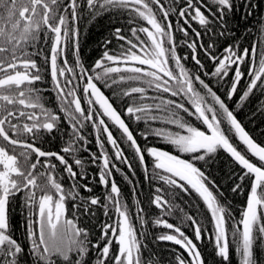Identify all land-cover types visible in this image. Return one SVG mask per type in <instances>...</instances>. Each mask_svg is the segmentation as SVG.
<instances>
[{"label":"snow or ice","instance_id":"obj_1","mask_svg":"<svg viewBox=\"0 0 264 264\" xmlns=\"http://www.w3.org/2000/svg\"><path fill=\"white\" fill-rule=\"evenodd\" d=\"M242 3L246 15H252L254 0ZM234 10L235 0H0V264H160L154 253L144 258L149 237L154 244L178 246L169 264H205L199 247L205 241L218 264H231L233 254L238 264H264L258 256L264 255V146L202 78L227 84L225 96L232 100L247 63L248 81L237 108L254 90L264 91V47H260L264 41L254 42L251 49L238 42L229 44L219 54L214 40L203 42L204 35L210 39L233 35L227 17ZM85 12L90 20L123 12L133 25L131 36L116 27L112 35L122 43L111 49L112 39H106L101 57L90 68L79 54V25ZM259 31L264 35V18ZM182 45L190 56L178 54ZM69 51L73 62L68 60ZM201 51L211 61V71L205 70ZM189 58L195 70L186 67ZM45 73L59 112L46 106L45 89L37 86L45 83ZM102 88L111 89L112 95H105ZM116 101L123 107L118 108ZM129 120L142 122L145 128L134 134ZM65 123L68 139L60 151L45 149V137L63 136ZM87 128L97 152L87 147L91 142ZM150 138L164 141L174 152L150 144ZM122 145L132 150L152 188L150 204L159 210L152 227L165 231L154 235L146 231L149 221L140 200L135 201L134 220L122 198L114 172L124 174L123 164L135 175ZM218 150L241 170L229 177L234 178L231 192L239 195L248 189L238 219L217 181L198 166L213 162ZM82 151L88 152L87 161L80 157ZM86 163L99 169L103 199L81 194V189L93 191L81 183L88 179ZM125 180L136 195L137 185L126 174ZM193 194L203 202L210 227L177 205L178 196ZM17 200L24 216L23 240L15 237L12 223ZM98 210L105 219L93 239V230L83 220H95ZM186 227L192 228V236Z\"/></svg>","mask_w":264,"mask_h":264},{"label":"trees","instance_id":"obj_2","mask_svg":"<svg viewBox=\"0 0 264 264\" xmlns=\"http://www.w3.org/2000/svg\"><path fill=\"white\" fill-rule=\"evenodd\" d=\"M162 2H164V0H162ZM254 5L255 7L252 10V15H246L247 9L242 3V0H235V10L227 17L228 28L233 33V35L216 36L212 38L211 41L213 42L214 40L216 43V49H218L221 42L226 40L230 42L232 41L231 44L238 42L241 48L247 47L249 49H251V46L254 42L264 41V35H262L259 31L261 19L264 18V0H254ZM172 19L174 22L175 17H172ZM127 20L128 16L126 13L123 12L105 13L103 15H98L93 20L89 19L87 13L84 14V18L81 20L79 25V54L85 67L90 68L94 64V62L101 57L104 51V41L106 39H112V44L109 46L111 49H116L118 43H122L118 42L112 35L116 27L123 28V34L131 36L129 28L133 25H129L127 23ZM137 23L147 26L144 21H138ZM193 27H196V24H194ZM205 36L206 35H204L203 38ZM176 37L177 39L181 38L179 33H176ZM243 41L244 43H242ZM208 43L209 42L205 43V45H207ZM260 47H264V45H260ZM223 48L224 47H222V49ZM178 54H180L181 56L189 54L190 56V50L182 45L178 49ZM36 59L38 63H43V61L39 57H36ZM68 59L70 62H73V56L71 51H69L68 53ZM186 67L195 70L196 66L189 58V60L186 62ZM77 71H79V69H77ZM48 80H50V77L47 73H45V81ZM208 82L210 81L208 80ZM215 83L216 80L214 81L213 86L215 85ZM41 86L45 89V91L43 92L44 102L51 104L57 103L53 87H49V85L47 84H42ZM125 87H127V85H125ZM243 87L240 83L238 86V93L233 97L232 100H227L225 96L226 87L222 88V91H218L217 94L225 100L229 109L234 112L238 120L253 137V139L256 140V142H258L262 146H264V91L254 90V94L250 95L248 100L245 101L241 107L237 108V103L239 101L240 95L242 94L241 89ZM102 90L106 93V95H112L111 89L102 88ZM116 106L118 108H121L123 107V104L121 101H116ZM186 106L191 107L187 103ZM182 115L196 126V121L194 120V118L188 117L186 113H182ZM128 123L132 128L134 134L139 131H142L145 128V124L142 122L136 123L134 121L129 120ZM159 126L161 125H153V127ZM167 127L172 131L178 130L175 128V126ZM62 132H64L63 136H61V133H56V140L52 141V145L54 147L56 146V148L58 149L59 146H61L60 144H64L66 139L68 138V136L65 138V129H62ZM113 132L114 135L119 136V133L115 129H113ZM229 135L232 134L230 133ZM88 137H92V143H90L93 144L95 139H93L91 130H89ZM137 140L138 143L141 144V146L145 145V141L139 135H137ZM233 142L239 145V141L236 140L235 137H233ZM150 144H155L158 147L174 152L172 146L166 144L164 141L159 140L157 138H150ZM122 146L125 148L126 155H128L129 158L132 159L133 167L135 169V175L133 176L132 173H130L127 167L123 164H121L120 167L124 174H121L120 172H114V175L117 184L121 187H124L125 185H130L128 181L125 180V174L128 175V177L133 181V183L137 185L136 195H133V192H129L130 189L126 188V193L129 192L130 196L125 197V199L123 198L124 200H127L129 198L132 200L130 208L133 210V219L135 220L134 213L137 208L135 201L139 199L141 202V206L144 209L145 218L149 221L145 230L153 235L157 232L165 231V229L162 228L152 227V219L159 215V210L150 204L152 188L145 180L143 169L140 167L139 162L134 158L132 150L126 145ZM79 155L86 161L88 160V156H85L83 152H80ZM183 157L188 158L187 155H184ZM253 160L255 161V158H253ZM85 166L88 168V170H91V167H93L90 163H86ZM198 166L204 167L205 171L210 173V175L217 181L220 186V190L223 193V199L231 204V210L233 212V215L238 219L242 207L245 204L248 189L246 187L245 192L239 195L232 193L230 188L234 178L229 179V177L233 173L239 174L241 171L240 167L234 164L232 159L223 150H218L215 160L213 162H210L206 167L202 163ZM149 167L151 168L150 160ZM176 203L177 205H179L180 208H183L185 212L197 217L210 227V225L208 224L209 216L206 212L205 206L203 205V202L199 200L194 194L192 196H178L176 199ZM177 215H179V212H177ZM165 219H168L169 222L174 224L178 222L176 218L165 217ZM12 223L15 231V237L17 239L23 240V223H20V221H12ZM83 225L93 230V239L99 236L98 224H91L84 221ZM136 226L139 229V222H137ZM184 230L189 236H192L193 230L191 227H186ZM147 243L148 250L147 252H145L144 258L147 260L149 256L154 253L157 257L160 258V264H169V261L172 260V250H178V246H174L168 242L154 244L152 243L151 237H149ZM199 247L202 251V255L205 258V264H218L217 258L214 257L211 244L205 241L204 243L199 244ZM258 256H260L261 259H264V255L258 253ZM231 264H238V257L235 254H233L232 256Z\"/></svg>","mask_w":264,"mask_h":264},{"label":"flooded vegetation","instance_id":"obj_3","mask_svg":"<svg viewBox=\"0 0 264 264\" xmlns=\"http://www.w3.org/2000/svg\"><path fill=\"white\" fill-rule=\"evenodd\" d=\"M86 13V12H85ZM196 28H197V30H200V31H203L202 29H200L199 28V26L198 25H196ZM203 42L204 43H207V42H209V43H211L212 41H211V39H210V37L208 36V35H206L204 38H203ZM232 43V41L230 42V41H223V42H221L220 43V46L218 47V49H216L215 50V52L217 53V54H219L220 52H222V47H226L227 45H229V44H231ZM242 43H244V41L242 42ZM200 58L203 60V62L205 63V66H206V68H205V70H207V71H211L212 70V63H211V61H209L207 58H205L204 57V55H203V52L201 51L200 52ZM69 60V59H68ZM243 70H244V72H245V78L241 81V86L243 87L242 89H241V91H243L244 90V88H245V85H246V83H247V81H248V77H247V70H248V64L246 63L245 65H243ZM202 78L203 79H205L206 80V82H208V80L210 81V82H208L209 84H210V86L213 88V90L214 91H216V92H218V91H222V88H224V87H226V89H225V92L227 91V84L225 85V84H222V83H215V85L213 86V83H214V81H215V79H210L209 77H204L203 75H202ZM44 84H47V85H49V87H51L52 86V84H51V81L50 80H48V81H45V83H43V85ZM42 84H38L37 86L38 87H42L41 86ZM241 88V87H240ZM242 93V92H241ZM106 94V93H105ZM218 95V94H217ZM210 99V98H209ZM46 104V106L47 107H50V108H52V109H54L55 111H57V112H59V109H58V107H57V103H54V104H51V103H45ZM218 107V106H217ZM61 115H62V113H61ZM238 119V118H237ZM196 126L197 127H200L202 130H203V128H204V126L203 125H201L198 121H196ZM243 126V125H242ZM244 127V126H243ZM61 128L62 129H65V138L67 137V131H68V126H67V124L65 123V124H62L61 125ZM89 130H91V128H87V129H85V134L87 135V137H88V134H89ZM248 132V131H247ZM249 133V132H248ZM45 139H46V143H44V148L45 149H47V150H50V151H60V149H61V147H62V145H64V144H60L61 146H59V149L58 148H56V146L54 147L53 145H52V141H55L56 139H55V136L54 137H45ZM68 139V138H67ZM66 139V140H67ZM93 139H95V137H94V135H93ZM88 140L89 141H91V143H92V137H88ZM91 143H89L88 145H87V147L89 148V149H91V151L92 152H97V146H96V143H95V141H94V143L93 144H91ZM166 150V149H165ZM169 151V150H168ZM83 152V151H82ZM83 154L85 155V156H88V152H83ZM182 158H185V157H182ZM70 162H71V159H70ZM86 167V166H85ZM86 170H87V176H88V179L87 180H85V181H81V183H88L89 184V186L93 189V191H92V193H85V192H83V189H81L80 191H81V194L82 195H85V196H87V195H96V196H99V197H101V199H103V196H104V192H105V189H103L100 185H99V183H98V177L96 176V173L99 171V169L97 168V167H91V170H88V168L86 167ZM60 173L61 174H63L62 173V169H60ZM115 176V175H114ZM63 183L65 184V187H69V181L67 180V178H65L64 179V181H63ZM120 187V189H121V196H122V198H124L125 199V197H129L130 195V193L129 192H132V185H125L124 187H121V186H119ZM126 188H129L130 189V191L128 192V193H126ZM125 201H127V203H128V205H129V207L131 206V199L129 198V199H127V200H125ZM19 200H17L16 201V207H15V209H14V211H13V213H12V221L13 222H15V221H20V223H24V216L21 214V209H20V206H19ZM69 207H71V204H69ZM105 219V217L103 216V211L102 210H98L97 211V216H96V218H95V220H83V222L84 221H86L87 223H96V224H99V222L100 221H102V220H104ZM109 222H111V221H109Z\"/></svg>","mask_w":264,"mask_h":264},{"label":"water","instance_id":"obj_4","mask_svg":"<svg viewBox=\"0 0 264 264\" xmlns=\"http://www.w3.org/2000/svg\"><path fill=\"white\" fill-rule=\"evenodd\" d=\"M106 95V94H105ZM246 130V129H245ZM247 131V130H246ZM253 138V137H252ZM256 141V140H255ZM258 143V142H257Z\"/></svg>","mask_w":264,"mask_h":264}]
</instances>
